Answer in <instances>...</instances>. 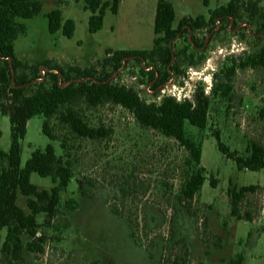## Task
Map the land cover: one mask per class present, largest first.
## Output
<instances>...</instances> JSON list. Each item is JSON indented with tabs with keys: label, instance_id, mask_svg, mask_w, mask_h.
Segmentation results:
<instances>
[{
	"label": "rangeland",
	"instance_id": "1",
	"mask_svg": "<svg viewBox=\"0 0 264 264\" xmlns=\"http://www.w3.org/2000/svg\"><path fill=\"white\" fill-rule=\"evenodd\" d=\"M41 1L39 14L21 19L26 31L14 41V53L21 61L44 65L59 74V79L63 76L59 67L90 68L92 79L107 76L113 83L132 88L146 102L158 103L165 95L192 99L198 88L210 96L205 128L185 123L186 133L201 143L200 165L206 180L188 208L179 203L177 193L187 170L188 152L175 139L140 125L132 112L112 101L98 105L80 101L68 106L89 125L105 128L107 135L101 139L76 136L57 113L50 118L57 139L50 140L42 132L44 116L35 115L28 120L20 141L21 166L35 148L43 149L50 142L56 154L63 155L59 139L66 137L73 177L60 191L58 212L50 224H45V214L37 217L38 231L46 236L44 251L28 250L30 237L23 234L20 256L4 253L3 228L0 264H174L172 258L180 260L181 240L189 251L183 264H230L239 253L244 255L242 264H264V172L238 170L218 150L213 137L218 130L221 140L244 156L249 155L250 141L264 147V67H237L230 77L226 73L233 62L239 64L264 46V0H256L255 13L247 7L249 0H241L240 22L235 27L229 23L224 27L221 21L216 28L210 22L193 32L183 30L169 44V68L157 55L144 64L127 60L118 69L115 62L105 64V58L112 55L106 49H151L157 0H120L116 14L106 9L103 26L96 32L88 30L90 11L83 8L85 0ZM171 1L175 27L183 16L203 14L208 20L213 10L229 0H210L208 6L201 0ZM54 7L61 8L62 19L74 20L72 37L61 30L48 31L44 14ZM192 38L197 43L190 42ZM152 67L165 68L170 76L159 82L160 74L155 73L150 79ZM20 70L32 72L31 68ZM45 77L49 79L47 74ZM223 84L231 88L228 97L219 91ZM9 126L8 116L0 113V148L5 152L10 146ZM0 166H6V161ZM211 177L217 178L216 187L210 186ZM30 179L40 189L49 190L56 184L35 172ZM78 180L85 183V194L79 192ZM230 182L238 187L260 186L239 205L240 214H250V220L231 214ZM69 199L75 201L73 207ZM17 203L28 210L25 196L19 195ZM122 203L124 215L132 224L138 223L134 238L128 220L110 209V204Z\"/></svg>",
	"mask_w": 264,
	"mask_h": 264
},
{
	"label": "trees",
	"instance_id": "2",
	"mask_svg": "<svg viewBox=\"0 0 264 264\" xmlns=\"http://www.w3.org/2000/svg\"><path fill=\"white\" fill-rule=\"evenodd\" d=\"M205 6L210 0H201ZM241 0H229L225 5L218 7L211 12L207 20L203 14L196 17L183 16L174 27L175 9L171 0H157L156 11L153 20V46L151 49H106V53L112 54L105 58V64L115 62L114 67L119 68L127 60L133 59L139 64L158 55V59L164 67L169 68L171 62V49L169 44L183 30L193 32L211 22L215 27L217 19L224 23V27L232 17L235 27L240 19L238 18L241 9ZM120 0L102 1L85 0L84 10L90 11L88 18V30L96 32L103 26V19L106 9L116 14ZM41 0H0V113L9 118L10 146L7 152L0 148V165L6 161V166H0V230L5 228L6 235L1 250L14 258H18L24 248L22 235L30 237L26 247L32 252H43L46 236L39 232L37 217L45 214V224H50L51 219L57 214L60 204V191L68 186L73 177V164L70 159L69 140L66 137L60 138V147L63 155H57L53 144L35 148L31 155L21 166V143L27 131V122L35 115H43L42 132L50 139L55 140L57 136L53 133L50 118L59 113L60 120L66 124L71 133L78 137L88 139H101L107 135L103 127H93L83 120L80 114L73 108L72 103L84 101L89 105H98L106 101H112L126 108L136 118L140 125L155 129L164 136L175 139L188 155L184 161L187 168L185 177L180 184L177 199L184 207L188 208L196 194L200 191L206 177L204 168L200 165L202 147L201 143L185 131V123L205 128L210 105V96L204 90L198 88L193 93L192 99L184 98L177 100L174 96L165 95L157 102H146L135 90L125 85L113 83L103 78L92 79L90 68L71 66L67 70L59 67L62 78L59 74L47 70L42 79L39 66H32L21 61L14 53V41L18 35L25 33L26 26L21 19L31 18L42 11ZM247 7L255 13L257 10L256 0H249ZM47 28L50 33L61 30L66 37H72L75 30V22L72 18L62 19L60 7H54L45 14ZM243 27H246L245 25ZM264 29V24L261 25ZM190 42L195 43L192 38ZM197 43V42H196ZM124 60V62H123ZM149 63V62H147ZM143 64V63H142ZM261 66L264 67V46H261L252 54L248 55L239 64H233L227 68V76L234 74L237 67ZM46 67V66H44ZM31 68V73H20ZM47 68V67H46ZM54 68V67H49ZM48 69V68H47ZM150 79L154 74H160L159 82H164L170 76L165 68L158 70L152 67L148 70ZM49 76L45 80V76ZM88 77V79H86ZM220 93L228 97L230 86H220ZM219 88V89H220ZM217 90V89H216ZM61 108H64L61 111ZM1 135V132H0ZM218 150L227 158L231 159L238 170L248 169L251 171L262 170L264 172V147L256 142L250 141L247 147L249 155H240L238 151L221 140L218 130L213 132ZM32 172L40 177H50L56 183L49 190L40 189L30 179ZM217 178L211 177L209 184L216 187ZM258 184H247L236 186L229 184L227 193L231 203V214L241 219L245 217L250 220V214L244 215L239 212V205L243 198L259 189ZM78 190L85 194L86 188L83 180H78ZM26 197L27 211L17 203L18 196ZM68 203L75 204L73 199ZM73 207V206H72ZM125 205L119 206L110 204L111 211L121 217H125L130 224V233L135 237L138 223L132 224L131 218L124 215L122 209ZM138 222V221H137ZM181 248H178L180 260L172 258L174 264H183L184 256L189 254L184 240H181ZM136 243V242H135ZM244 255L239 253L230 264H242ZM96 263V261L92 262Z\"/></svg>",
	"mask_w": 264,
	"mask_h": 264
},
{
	"label": "built area",
	"instance_id": "3",
	"mask_svg": "<svg viewBox=\"0 0 264 264\" xmlns=\"http://www.w3.org/2000/svg\"><path fill=\"white\" fill-rule=\"evenodd\" d=\"M219 22H220V20L217 19L215 22V24H216L215 28L218 26ZM232 22H233V18L231 17L230 21H229V26H232ZM123 62H124V60H123ZM142 63L144 64V62H142ZM46 70H48L46 67H44V66H42V68L40 67L39 72L41 74V77L38 79H42V77L45 75Z\"/></svg>",
	"mask_w": 264,
	"mask_h": 264
},
{
	"label": "crops",
	"instance_id": "4",
	"mask_svg": "<svg viewBox=\"0 0 264 264\" xmlns=\"http://www.w3.org/2000/svg\"><path fill=\"white\" fill-rule=\"evenodd\" d=\"M146 259V258H145ZM147 260V259H146ZM148 261V260H147ZM148 263H149V261H148Z\"/></svg>",
	"mask_w": 264,
	"mask_h": 264
}]
</instances>
